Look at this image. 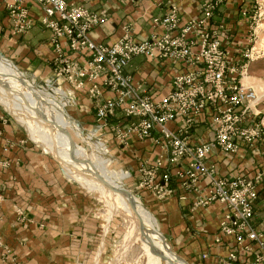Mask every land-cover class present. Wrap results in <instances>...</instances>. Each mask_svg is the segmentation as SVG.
Segmentation results:
<instances>
[{"label":"built area","instance_id":"2783aa9c","mask_svg":"<svg viewBox=\"0 0 264 264\" xmlns=\"http://www.w3.org/2000/svg\"><path fill=\"white\" fill-rule=\"evenodd\" d=\"M4 1L14 34L37 24L28 4H39L44 13L38 21L52 31L50 41L58 76L90 98L100 120L97 127L109 126V117L116 108H122L123 120L112 128L124 147L133 138L152 139L157 147L169 151L168 164L179 166L188 158L187 166L179 167L177 176L183 185L194 188V206L206 208L215 202L224 206L215 240L224 246L225 238H230L231 245L221 264H264V165L253 177L222 174L211 157L217 151L236 154L243 148L242 142L250 143L260 154L253 143L264 140L263 130L251 121L256 91L239 78L246 72L245 60L250 54L241 51V59L235 58L226 40L229 37L223 39L226 31L221 26L213 28L217 2L205 0L201 15L184 25L178 6L172 4L152 20L162 33L135 38L128 30L110 45L91 35L107 21L105 12L68 0ZM78 53L85 54L84 61L74 57ZM136 55L169 59L184 70L172 77L167 92L156 99L125 72ZM63 63L62 67L57 65ZM205 121L212 135L209 139L195 134ZM163 163L159 158L152 164L144 162L139 169L140 185L147 186L158 198L174 193L171 172ZM17 213L25 216L20 207Z\"/></svg>","mask_w":264,"mask_h":264},{"label":"crops","instance_id":"0c3cea01","mask_svg":"<svg viewBox=\"0 0 264 264\" xmlns=\"http://www.w3.org/2000/svg\"><path fill=\"white\" fill-rule=\"evenodd\" d=\"M68 1L99 13H106L107 21L93 29L91 35L96 41L112 45L128 30L135 38L162 33V28L154 26L152 20L162 16L173 3L179 7L181 25H184L200 15L204 0ZM255 1L222 0L215 11L212 26L224 28L226 34L223 39L232 38L229 49L233 53L236 51L233 44L235 38L247 31L246 26L242 25L246 20L240 19L241 11L253 9ZM29 7L37 19V24L27 32L14 34L5 1L0 0V45H6L17 62L23 66L46 70L50 68V62L55 56L50 41L52 31L38 21L42 15L39 4L31 1ZM74 55L81 61L85 59L84 53ZM183 70L184 67L178 62L169 59L151 60L144 55L134 56L126 67L127 73L133 76L134 81L143 84L156 99L167 92L172 77ZM77 94L81 99L82 112L88 113L86 118L96 122V109L94 114L88 110L91 106L88 96L84 92ZM105 95L109 96L110 93ZM4 116L6 115L0 111V157L7 162L5 166L0 164V264H66L65 258L68 253L73 252V246L79 245L85 238L88 242L90 226L95 225L98 219L88 212L87 203L81 201L83 191L69 184L65 176L56 170L54 161L46 152L37 145L24 141L25 135L21 128ZM195 134L201 139L209 138L211 133L206 121L197 128ZM7 140L18 143L4 152L2 145ZM132 142L128 146L130 150L133 148L141 152L152 149L148 145L152 143L150 139L141 142L134 139ZM245 150L243 146L240 152L226 157L217 153L212 156V161L217 164L222 174L235 175L244 172L248 176H254L258 163L252 156H244ZM138 165L140 167V163ZM171 187L174 189V195L166 201H161L162 205L169 202L164 208L170 214V211L175 209H178L175 213L179 215L190 214L192 193L185 192L174 178L171 180ZM58 199H66L67 202L59 204ZM172 206L173 209L168 208ZM18 207L24 208L33 222L26 223L24 219H18L15 213ZM223 213L224 206L219 202L211 204L209 209L203 212L213 227L218 226ZM224 241L221 249L212 242L203 243H208L211 247V257L204 264H219L217 257L227 254L231 245L230 238H225ZM7 247L13 249V255H5Z\"/></svg>","mask_w":264,"mask_h":264},{"label":"rangeland","instance_id":"374dc122","mask_svg":"<svg viewBox=\"0 0 264 264\" xmlns=\"http://www.w3.org/2000/svg\"><path fill=\"white\" fill-rule=\"evenodd\" d=\"M213 1L217 2L215 8L216 11L222 0H213ZM6 9L8 10V8ZM43 13L44 12L42 10V14ZM240 15H241L240 19L242 21L246 20L244 21L246 23L243 22L242 25L246 26L245 28H247V31L237 39L235 38L233 44H234V48H236V51L233 53V55L235 58L240 60L241 51L248 50V53L250 54V57L246 58L245 60V62L247 63L246 72L243 74V76L239 75V78L243 80V83L247 87H251L256 91L257 98L254 101H252L251 112L253 119L251 121L254 122V126L256 127H257L256 124H258V126L264 132V0H256L255 7L253 9L252 8L243 9ZM181 20H182V16H181ZM227 40L230 43L232 42V38ZM6 48L8 49L6 45H2V46L0 45L1 53H3L6 57H8V59L11 60L21 71L25 72V74L28 76L29 79L33 80L36 84H39L40 86L43 85L45 87H46V82L50 80L51 83L62 88V90L67 94L69 98V103L66 106V110L69 116L71 117L70 118L67 115H63L65 123L72 125L73 120L76 121L82 127L83 133L85 135H88L91 131L96 130L93 141L96 142L97 140L100 142H104L108 147V151L105 156L113 159L111 160L109 169L111 170L123 169L129 171L130 175L124 179L125 187L130 189L133 194L140 197L144 206L149 211H151L152 214H154V216L158 221L161 234L165 235L167 241L170 243V245L173 248L172 250L186 259V261L188 262L186 263L184 261L186 264H204V262H206V260L211 257V253H210L211 247L210 245H208V243L203 244L205 241H208L210 243L212 242L218 245L220 249L223 247V245L216 243L215 240L216 235H218L217 234L218 226L213 227L210 223L211 221L209 220V218H206L203 214V212L205 213V211H207L210 206L206 208H198V207L196 208L194 206L195 195H196L194 188L193 187L189 188L190 186H188V184L183 185L184 181L178 180L177 171L179 170V167L183 169L187 166L188 158L181 161L179 166L171 165L170 163L168 164L167 160L169 156V151L162 150L161 147L159 146L157 147L155 145L156 143L154 142V140L152 141V139H150L152 143L148 144L150 148H152L150 149V151L141 150V152H138V150H135L133 148L132 150H130L129 147L128 149L124 148L126 149L124 150L122 148L124 145L121 144L119 140L116 138L112 128L115 122L123 120L122 108H116L114 115L109 117V124H108L109 126L105 128L97 127L100 124V120L97 119L96 121L97 123L95 121L89 120L90 118L89 119L86 118L88 113L82 112L80 108L81 99L78 97L77 94L80 91L75 90L69 84V82L65 80L63 76H58L57 73L58 70H56L57 67L56 64L54 63L55 56L50 62V66H49L50 68H47L46 70H40L37 67H33V66L31 68H28L27 66H23L22 64H20V62H17L16 58H14L13 53L10 52V49L6 50ZM75 56L76 55H74V57ZM57 65L59 67H62L64 63ZM238 68H240V66H238ZM125 72L127 73L126 69ZM19 87L22 91V94L24 95V97L21 98L23 106H26L28 103H31L35 107L34 117L36 116L38 118L39 111L41 110L39 106V101L41 96H39V94L34 92L33 89L31 88V85L29 84H24L22 86L20 85ZM51 94L52 96L55 97V94L53 92ZM88 99L91 103V106H89L88 110L91 111V114H94L95 108L90 98ZM60 105H62V103H60ZM54 108L60 110V108L57 106H54ZM0 111L4 115H6L4 116L6 119L10 118V120L14 122V124L18 125L21 128L22 133H24L25 135L24 141L29 142L30 144L37 145L39 148L43 149L46 152V154L54 161L57 167L56 170L61 174H63V176H65L69 184H73L76 188L83 191L84 194H83V198H81V201L83 203H87L86 205H88V212L91 213L93 216L95 215L98 219V222L96 221L95 225L91 224L90 226L91 231H90V235L88 236V242L87 239L85 238L84 241L83 240L80 241L79 245L73 246L74 249H71L73 252L68 253L65 258L66 264H152L149 256L143 255V251H141L140 249L132 248V250L128 251V253L124 252V249L122 250L125 240L123 234L125 235L126 233V226L122 215L119 213L113 215V217L108 223L107 218L110 213L109 203L105 199L98 197L96 193H92L91 191H89L79 181L69 177L67 171L60 166V163L57 160L58 158L55 157L53 153H51L50 150L52 148L50 147L47 148L46 146V148L44 149L42 145L31 136L32 134L30 135V132L27 130L26 126L23 123H20L17 117L14 114H12L9 110H7L4 107V105H2L1 103H0ZM253 112L257 113V115ZM25 113H29L28 110H25ZM30 117L33 116L32 115L27 116L28 119H30ZM1 130L2 129H0V134H1ZM68 131L70 132L75 144H79L83 147H86L89 154L91 155L94 154L95 150L92 148V145L88 144L86 140L79 137L73 130H71V128H68ZM209 138H212V135H210ZM134 139L136 140L137 138ZM137 141L141 142L144 140L137 139ZM17 143L18 142L14 140L5 141L2 145L3 151L4 152L9 151L11 148L15 147ZM50 143L52 144V143H63V142L55 139L52 142L49 141L47 142V144L49 145ZM132 143L133 142L131 141V144ZM242 144L245 146L246 149L243 152L244 156L250 155L254 159H256L258 163L257 172L260 171L264 165V154L262 153L264 151V140L259 139L253 143V147H258L260 149L261 151L260 154H257L252 150L253 148L250 143L242 142ZM6 147L7 149H5ZM152 152H154L153 155ZM217 153H221L225 157L231 156V155H225L220 151H217L212 156H214ZM159 158L163 159L164 162L163 164L165 166H168L172 178H174V180H177V182L180 183L182 189L185 190V192L187 193H192L193 199L190 205V210H189L190 214L179 215L178 213H175V211L177 212L178 209H175V211L174 210L170 211L171 214L168 213L164 207H166L165 205L168 204L169 202L165 203V205H162L161 201H166L169 198L173 197L174 193H171L170 195H167L166 197L163 198L161 197L158 198L157 195L154 192L150 191L147 186L140 185L141 176L139 175L140 167H138L139 166L138 164L140 163V166L144 162H147L148 164H152L157 159L159 160ZM1 163H3L4 166L7 165L6 159L3 160L2 157H0V164ZM239 174H244V172H241ZM201 182L203 183L204 186L205 184L204 180H202ZM170 186H171V181H170ZM151 197L152 198L154 197V199H150ZM58 200H59L58 201L59 204L61 202L62 203L67 202L66 199H58ZM168 208L173 209L174 207L172 206ZM22 210L25 216L24 217L20 216L19 218L16 209L15 213L17 215V218L22 220L24 219V222L26 221V223L33 222L32 217H29L26 214L25 209L22 208ZM162 239L163 242L164 243L166 242L168 245L167 246L165 243L166 249L169 252L177 255L176 253L171 251V246L163 238V235H162ZM5 250H6L5 251L6 256H11L14 254L12 248L7 247ZM157 253L159 255L160 250L157 251ZM139 256L141 257L139 258ZM223 257L224 255H220L217 257V262L219 264H221L220 259Z\"/></svg>","mask_w":264,"mask_h":264},{"label":"bare ground","instance_id":"6f19581e","mask_svg":"<svg viewBox=\"0 0 264 264\" xmlns=\"http://www.w3.org/2000/svg\"><path fill=\"white\" fill-rule=\"evenodd\" d=\"M24 84L31 85L33 91L41 96L39 101L41 110L38 118L34 117L35 107L31 103L26 106L22 104L21 98L24 95L19 86ZM52 92L55 97L52 96ZM0 103L26 126L30 135L32 134L31 136L44 149L46 146L52 148L51 153L62 163L69 177L79 181L89 191L96 193L98 197L109 203L108 223L113 215L117 213L122 215L126 226V233L123 234L125 240L122 250L124 249V252L128 253L132 248L140 249L143 255L149 256L152 264H186L166 249V242H163L156 217L144 206L140 197L125 187L124 179L130 175L129 171L109 169L113 159L105 156L108 147L104 142L93 141L96 130L85 135L76 121L73 120L72 125L65 123L63 115L69 116L66 110L69 98L62 88L54 85L50 80L46 82V87L36 84L11 60L3 56L1 51ZM54 106L59 107L60 110ZM25 110H28L30 114L25 113ZM30 115L33 117L28 119L27 116ZM68 128L92 145L96 153L91 155L86 147L75 144ZM55 139L63 143L47 144L48 141L52 142Z\"/></svg>","mask_w":264,"mask_h":264},{"label":"water","instance_id":"95a60500","mask_svg":"<svg viewBox=\"0 0 264 264\" xmlns=\"http://www.w3.org/2000/svg\"><path fill=\"white\" fill-rule=\"evenodd\" d=\"M2 55L3 56H5L3 53H2ZM6 57V56H5ZM8 58V57H7ZM58 160V159H57ZM59 161V160H58ZM59 163H60V165H61V167L63 168V166H62V163L59 161ZM163 235V238L167 241V239H166V237H165V235L164 234H162ZM168 242V241H167ZM168 244L170 245V243L168 242ZM171 246V245H170ZM173 248H172V246H171V251L172 252H174V253H176L175 251H173L172 250ZM177 254V256L179 257V258H181V260H183V261H185L186 263H188L187 261H186V259L185 258H183L182 256H180L178 253H176Z\"/></svg>","mask_w":264,"mask_h":264}]
</instances>
